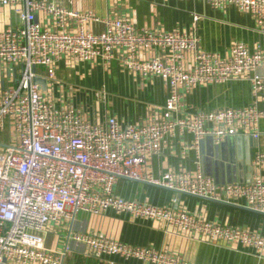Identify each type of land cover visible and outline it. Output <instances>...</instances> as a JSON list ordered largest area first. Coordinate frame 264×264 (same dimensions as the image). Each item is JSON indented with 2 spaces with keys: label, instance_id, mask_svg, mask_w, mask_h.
<instances>
[{
  "label": "built area",
  "instance_id": "built-area-1",
  "mask_svg": "<svg viewBox=\"0 0 264 264\" xmlns=\"http://www.w3.org/2000/svg\"><path fill=\"white\" fill-rule=\"evenodd\" d=\"M202 1L217 10L235 7L264 25V0ZM4 7L12 8L22 25L0 32V64L18 68L20 75L16 85L0 90V264H65L71 242L84 244L95 259L194 264L175 252L97 233L70 232L63 249L47 247L52 225L74 221L78 213L109 211L156 221L180 235L264 251V236L258 233L115 192L118 181L126 178L202 198L242 202L264 213V179L259 174L249 183L220 185L200 172L155 176L148 167L150 158L161 157L178 136L193 135L194 144L186 149L198 147L208 136L218 144L243 133L260 137L264 77L251 78L249 106L185 113L183 100L198 87L256 70L264 64V47L251 51L244 43H234L222 57L202 50L197 34L187 30L139 27L125 18H101L52 0H0ZM38 14L50 24L38 23ZM198 18L195 15L194 21ZM91 24L103 28L97 31ZM61 61L90 64L103 73L117 65L137 84L161 82L168 90L166 102L136 123H123L115 115L92 119L82 106L59 105L42 89L45 81H55ZM98 92L106 102L107 91ZM254 163L264 165V152Z\"/></svg>",
  "mask_w": 264,
  "mask_h": 264
},
{
  "label": "crops",
  "instance_id": "crops-1",
  "mask_svg": "<svg viewBox=\"0 0 264 264\" xmlns=\"http://www.w3.org/2000/svg\"><path fill=\"white\" fill-rule=\"evenodd\" d=\"M52 1L72 10L92 12L101 18H125L139 27L195 32L202 50L218 53L222 57L229 54L234 43H244L251 51L264 47V25L260 26L250 14L235 7L217 10L202 0ZM195 15L199 17L197 21H194ZM37 22L50 24L43 14L37 15ZM21 25V19L12 8H0V32ZM90 26L97 31L103 28V25ZM19 76L18 68L0 64V90L16 85ZM254 76L264 77V64L241 78L198 87L186 95L183 109L185 113H196L200 110L249 106L253 102L251 78ZM42 89L59 105L82 106L92 119L115 115L126 124L154 115L168 96L163 83L137 84L132 77L119 71L117 65L111 73H103L90 64L66 61L59 63L55 81H45ZM82 89L86 91L85 101H80L78 97ZM101 90L107 91L106 102L100 100L98 91ZM95 92L98 94L95 95ZM259 104L264 108V97ZM193 141V135L178 136L161 157L150 158L149 169L155 176L166 171L200 172L220 185L248 183L258 174L264 179V165L256 166L254 163L255 157L264 152V121L260 123L258 139L243 133L227 137L218 144L212 136H208L198 147L186 149L194 144ZM115 192L125 198L148 200L174 210L185 209L206 221L264 236V213L254 212L242 202L202 198L126 178L118 181ZM70 232L97 233L134 245L175 252L183 260L194 264H264V251L254 247L180 235L156 221L128 214L117 215L112 211L101 215L78 213L74 221H67L60 227L52 225L46 235L47 247L63 249ZM111 261L114 264H147L136 260L124 262L119 257L95 259L87 255L84 244L77 242L70 243L65 264H110Z\"/></svg>",
  "mask_w": 264,
  "mask_h": 264
},
{
  "label": "rangeland",
  "instance_id": "rangeland-1",
  "mask_svg": "<svg viewBox=\"0 0 264 264\" xmlns=\"http://www.w3.org/2000/svg\"><path fill=\"white\" fill-rule=\"evenodd\" d=\"M72 83L74 82L73 80L71 81ZM74 84V83H73ZM88 93H91L90 91ZM98 93L95 92V95H97ZM78 97L80 99V101H85L86 99V91L84 89L80 90Z\"/></svg>",
  "mask_w": 264,
  "mask_h": 264
},
{
  "label": "water",
  "instance_id": "water-1",
  "mask_svg": "<svg viewBox=\"0 0 264 264\" xmlns=\"http://www.w3.org/2000/svg\"><path fill=\"white\" fill-rule=\"evenodd\" d=\"M249 183V182H248Z\"/></svg>",
  "mask_w": 264,
  "mask_h": 264
}]
</instances>
